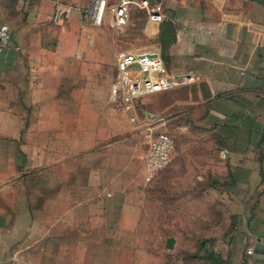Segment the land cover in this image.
I'll use <instances>...</instances> for the list:
<instances>
[{"label":"crops","instance_id":"1","mask_svg":"<svg viewBox=\"0 0 264 264\" xmlns=\"http://www.w3.org/2000/svg\"><path fill=\"white\" fill-rule=\"evenodd\" d=\"M56 1L0 0L11 31L0 55V264H124L150 198V129L109 99L110 20L86 24L87 0H61L74 9L55 24ZM150 1L165 12L148 20L154 51L182 78L161 94L165 129L180 146L181 132L201 133L189 146L210 149L195 160L211 164L217 201L221 188L229 198L228 255L264 264V0Z\"/></svg>","mask_w":264,"mask_h":264},{"label":"rangeland","instance_id":"2","mask_svg":"<svg viewBox=\"0 0 264 264\" xmlns=\"http://www.w3.org/2000/svg\"><path fill=\"white\" fill-rule=\"evenodd\" d=\"M110 38L117 44V53L158 50L147 14L140 9L132 12L123 31L112 32ZM114 77L115 71L110 72V88ZM165 91L141 95L128 110L135 108L145 127L148 124L149 129L152 128L149 132L154 136L160 132L169 134L175 142L172 154H181L183 158L170 178L166 177L164 168L152 180H146V193L149 192L150 198L145 200L141 224L133 241H125L124 264H235L228 255L226 243L233 218L229 198L221 188L217 201L211 187V164L206 163L208 167L201 169V164L197 165L195 160L199 155L209 158L210 149L189 146V141L203 138L194 128L181 132L180 138L186 146H180L165 129L161 95ZM131 121H136L134 116ZM169 237L174 239L172 248L167 247Z\"/></svg>","mask_w":264,"mask_h":264},{"label":"built area","instance_id":"3","mask_svg":"<svg viewBox=\"0 0 264 264\" xmlns=\"http://www.w3.org/2000/svg\"><path fill=\"white\" fill-rule=\"evenodd\" d=\"M73 6L57 0L54 4L52 22L65 24L71 19ZM83 21L86 24L101 27L107 20L110 25L123 31L128 25L132 12L140 9L146 12L149 21L160 23L165 19L164 8L159 2L150 0H87L80 6ZM11 41L10 27L0 24V55ZM116 74L111 84L109 99L111 102H124L127 109L141 95L162 92L177 86L182 78L167 72L163 59L156 51H129L116 54ZM188 81V79H183ZM152 131V128H150ZM174 139L166 133L148 137V152L144 165L146 180H152L170 162L174 149Z\"/></svg>","mask_w":264,"mask_h":264},{"label":"water","instance_id":"4","mask_svg":"<svg viewBox=\"0 0 264 264\" xmlns=\"http://www.w3.org/2000/svg\"><path fill=\"white\" fill-rule=\"evenodd\" d=\"M173 244H174V239L172 237H169L167 239V247L168 248H172L173 247Z\"/></svg>","mask_w":264,"mask_h":264}]
</instances>
